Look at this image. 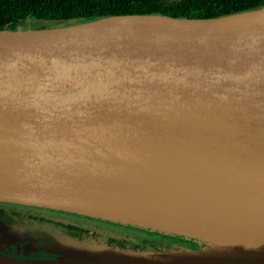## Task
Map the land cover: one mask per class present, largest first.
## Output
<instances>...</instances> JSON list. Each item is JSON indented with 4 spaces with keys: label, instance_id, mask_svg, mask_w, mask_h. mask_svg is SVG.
<instances>
[{
    "label": "water",
    "instance_id": "obj_1",
    "mask_svg": "<svg viewBox=\"0 0 264 264\" xmlns=\"http://www.w3.org/2000/svg\"><path fill=\"white\" fill-rule=\"evenodd\" d=\"M0 200L200 245L0 264H264V6L0 25Z\"/></svg>",
    "mask_w": 264,
    "mask_h": 264
},
{
    "label": "trees",
    "instance_id": "obj_2",
    "mask_svg": "<svg viewBox=\"0 0 264 264\" xmlns=\"http://www.w3.org/2000/svg\"><path fill=\"white\" fill-rule=\"evenodd\" d=\"M261 6H264V0H0V25L46 26L119 14L161 13L174 17H218ZM100 220L120 225L126 230L116 238L120 241V245L116 247L123 250H156L157 246H164V249L200 246L194 239ZM105 238L108 239V236ZM124 244L131 247H122Z\"/></svg>",
    "mask_w": 264,
    "mask_h": 264
},
{
    "label": "flooded vegetation",
    "instance_id": "obj_3",
    "mask_svg": "<svg viewBox=\"0 0 264 264\" xmlns=\"http://www.w3.org/2000/svg\"><path fill=\"white\" fill-rule=\"evenodd\" d=\"M10 231L13 234H7ZM124 231L126 230L120 225L88 218L79 213L0 200V253L2 254L16 256L17 250L8 247L6 243L8 237L22 236L29 242L38 241V245L35 244L32 250L36 254L40 253L36 251V247L40 248L41 244H51L59 239L119 246L120 241L117 239L119 233ZM106 236L108 239L105 238ZM27 243L21 242L16 247L23 248ZM121 246L131 247L128 244ZM29 253L26 249H22L19 254L20 257H26L24 255Z\"/></svg>",
    "mask_w": 264,
    "mask_h": 264
},
{
    "label": "rangeland",
    "instance_id": "obj_4",
    "mask_svg": "<svg viewBox=\"0 0 264 264\" xmlns=\"http://www.w3.org/2000/svg\"><path fill=\"white\" fill-rule=\"evenodd\" d=\"M7 234H13L12 231L10 232H7ZM21 242H28L27 245L23 248L21 247H16V245L20 244ZM9 246L8 247H11L13 249H16L17 252H16V256H11L9 254H5V255H8L10 257H14V258H19V259H29V260H36V259H54V258H57L59 257L62 252L64 251H70L72 250L71 248H84V247H88V248H92V249H96V248H101V247H106L105 244H93V243H85V242H79V241H76V240H62V239H59L51 244H41L40 245V248H35L36 251L40 252V253H33L35 251H32L34 248L33 246H36L35 244L38 245V241L37 242H29L28 239L25 237V238H22V236H18V237H8L7 239V242H6ZM84 245V247H83ZM199 245V244H198ZM180 246H183V245H180ZM111 248H118L116 246H109ZM186 247V246H185ZM164 249L165 247L164 246H157V249ZM22 249H26L27 252H30L29 254L27 255H24L26 257H20L21 255L19 254L20 251ZM120 249V248H118ZM156 249V250H157ZM123 250V249H122Z\"/></svg>",
    "mask_w": 264,
    "mask_h": 264
}]
</instances>
